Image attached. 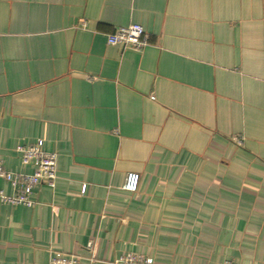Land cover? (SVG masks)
<instances>
[{
    "label": "crops",
    "instance_id": "0c3cea01",
    "mask_svg": "<svg viewBox=\"0 0 264 264\" xmlns=\"http://www.w3.org/2000/svg\"><path fill=\"white\" fill-rule=\"evenodd\" d=\"M37 140L56 178L0 201V264H264V0H0L3 166Z\"/></svg>",
    "mask_w": 264,
    "mask_h": 264
},
{
    "label": "built area",
    "instance_id": "2783aa9c",
    "mask_svg": "<svg viewBox=\"0 0 264 264\" xmlns=\"http://www.w3.org/2000/svg\"><path fill=\"white\" fill-rule=\"evenodd\" d=\"M107 44H119L125 48L140 50L149 44L148 34L143 26L138 23H130L117 26L106 34ZM240 142V139H237ZM22 164L33 166L31 173L7 170L0 161V178L6 180L13 188V193L6 194L0 189V201L10 204H23L31 206L35 203L30 196L31 191L38 185L45 183L50 186L56 178V154L45 151L42 140L35 143L18 145ZM140 175L138 172L129 171L125 174L122 188L134 192L138 189ZM90 246V245H89ZM79 256L76 254L51 253L48 264H79ZM153 258L142 256L135 252H126L116 258L113 264H153ZM222 264H237L233 260L224 259Z\"/></svg>",
    "mask_w": 264,
    "mask_h": 264
}]
</instances>
